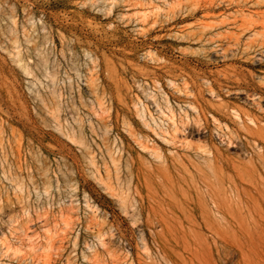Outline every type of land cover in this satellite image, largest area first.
I'll list each match as a JSON object with an SVG mask.
<instances>
[{
  "label": "rangeland",
  "instance_id": "obj_1",
  "mask_svg": "<svg viewBox=\"0 0 264 264\" xmlns=\"http://www.w3.org/2000/svg\"><path fill=\"white\" fill-rule=\"evenodd\" d=\"M0 264H264V0H0Z\"/></svg>",
  "mask_w": 264,
  "mask_h": 264
},
{
  "label": "bare ground",
  "instance_id": "obj_2",
  "mask_svg": "<svg viewBox=\"0 0 264 264\" xmlns=\"http://www.w3.org/2000/svg\"><path fill=\"white\" fill-rule=\"evenodd\" d=\"M157 61V60H156ZM160 61V60H159ZM94 79V78H93ZM91 81V80H90ZM90 83V82H89ZM178 88V87H177ZM175 89H176V87H175ZM179 90V89H178ZM209 90H210V88H209ZM103 92V91H102ZM182 92V91H181ZM187 92H189V91H187ZM95 93V92H94ZM185 93V92H184ZM187 94H189V93H187ZM191 95V94H190ZM250 97V96H249ZM100 100V99H99ZM167 101V100H166ZM168 102V101H167ZM101 107V106H100ZM190 107H192V106H190ZM192 109V108H191ZM194 110H196V109H194ZM103 111V110H102ZM181 112H182V110H181ZM186 112V111H185ZM58 113V112H57ZM187 113V112H186ZM94 115V114H93ZM107 115V114H106ZM143 115V114H142ZM103 116V115H102ZM186 116V115H185ZM59 119V118H58ZM57 120V119H56ZM83 120V119H82ZM188 120V119H187ZM60 123V122H59ZM61 124V123H60ZM127 126H128V124H127ZM73 128V127H72ZM79 128V127H78ZM92 128V127H91ZM60 129V128H59ZM69 129H70V127H69ZM106 129V128H105ZM65 130V129H64ZM106 137V136H105ZM106 139V138H105ZM73 141H75V140H73ZM230 141V140H229ZM104 146V145H103ZM255 147V146H254ZM107 148V147H106ZM256 148V147H255ZM89 153V152H88ZM95 155V154H94ZM158 155V154H157ZM93 156V155H92ZM91 157V156H90ZM120 158V157H119ZM92 159V158H91ZM93 161V160H92ZM204 161V160H203ZM93 163V162H92ZM212 163V162H211ZM260 165V164H259ZM209 167V166H208ZM261 167V166H260ZM235 188H236V186H235ZM243 194V193H242ZM242 202V201H241ZM220 216H222V215H220ZM222 219V218H221ZM248 222V221H247Z\"/></svg>",
  "mask_w": 264,
  "mask_h": 264
}]
</instances>
